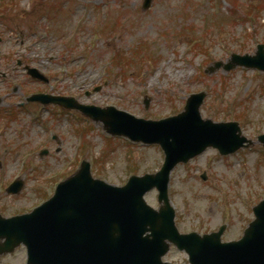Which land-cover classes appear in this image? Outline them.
Listing matches in <instances>:
<instances>
[{
	"label": "rangeland",
	"instance_id": "rangeland-1",
	"mask_svg": "<svg viewBox=\"0 0 264 264\" xmlns=\"http://www.w3.org/2000/svg\"><path fill=\"white\" fill-rule=\"evenodd\" d=\"M142 4L143 0H0V71L11 79L0 77V94L8 93L4 99L15 104L21 94H11V88L21 84L19 89L27 91L65 92L84 103L161 118L181 111L190 93L205 90L203 116L238 120L254 144L226 157L207 150L180 165L173 172L170 198L181 230L211 229L228 221L227 237L238 236L253 218L250 200L254 204L264 198V147L257 142V135L264 132V73L243 67L230 72L207 69L215 60L227 61L231 52L252 54L257 43L264 42V8L259 16L246 17L249 6H264V0H153L149 9ZM56 5L64 10L57 13ZM193 37L203 40L194 50L189 43ZM18 59L40 68L50 82L31 79L17 66ZM96 86L101 89L95 91ZM51 115L40 114V120L52 119L48 124L29 115L25 140L37 147L51 129L63 133L65 146L27 167L14 155L3 161L0 186L17 175L27 182L18 195L0 188V210L6 215L40 203L57 176L74 171L84 158L91 161L95 177L118 185L130 174L152 172L162 164L159 146L108 138L101 124L77 111L60 119ZM85 140L88 148L82 150ZM204 171L210 174L206 182L201 178ZM220 189L226 195L231 192L230 203L220 200ZM157 195V190L146 195L154 207L159 205ZM204 213L212 217L204 218ZM170 258L182 261L175 250ZM1 264H25L23 248L4 256Z\"/></svg>",
	"mask_w": 264,
	"mask_h": 264
},
{
	"label": "water",
	"instance_id": "water-1",
	"mask_svg": "<svg viewBox=\"0 0 264 264\" xmlns=\"http://www.w3.org/2000/svg\"><path fill=\"white\" fill-rule=\"evenodd\" d=\"M151 1L144 0V8ZM238 64L264 70V45L258 46L255 56L233 54L228 63L216 62L211 70L221 66L230 70ZM30 73L47 80L37 69H30ZM203 97L204 93L193 95L186 111L176 117L152 121L138 119L114 107L82 105L74 98L36 96L44 102L79 108L92 118L102 120L111 133L158 142L167 158L160 173L134 176L124 187L94 179L89 163L83 162L79 171L60 183L55 195L31 214L10 219L0 215V239L6 238L0 242V253L25 242L30 248L29 264H156L167 248L165 239L185 247L189 237L176 232L169 205L157 213L146 204L143 194L157 185L160 198L167 202L165 186L175 163L188 160L209 145L227 153L245 142L251 143L241 134L237 122L214 123L201 119L199 106ZM259 138L264 143V134ZM255 212L257 218L240 242L224 245L216 239V244L208 246L212 238L206 237L201 240L200 248L215 250L234 264H264V201ZM148 230L151 234L144 236Z\"/></svg>",
	"mask_w": 264,
	"mask_h": 264
}]
</instances>
